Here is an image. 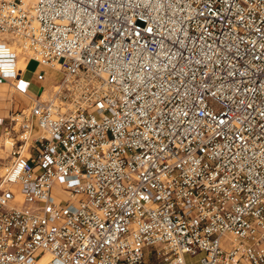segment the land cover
<instances>
[{"label": "built area", "instance_id": "obj_1", "mask_svg": "<svg viewBox=\"0 0 264 264\" xmlns=\"http://www.w3.org/2000/svg\"><path fill=\"white\" fill-rule=\"evenodd\" d=\"M19 56L0 264H264V0H0Z\"/></svg>", "mask_w": 264, "mask_h": 264}, {"label": "crops", "instance_id": "obj_2", "mask_svg": "<svg viewBox=\"0 0 264 264\" xmlns=\"http://www.w3.org/2000/svg\"><path fill=\"white\" fill-rule=\"evenodd\" d=\"M38 65L40 68L42 67L47 71V76L44 80L38 79L35 81L34 80L27 81L24 77V74L27 71V69H25L24 72H22L21 77H19V79L15 81L14 86L8 83L7 81L0 82V141L1 138L5 136L4 128L8 123L9 112L28 105L32 97L36 96L42 89L48 88L51 84L57 81V80L52 81L47 85H45L44 82H46L49 76V70L56 68L45 66L43 64H38ZM33 75L35 76L34 72ZM6 156L4 158H6ZM0 159H1V149H0ZM1 161L2 160H0V162Z\"/></svg>", "mask_w": 264, "mask_h": 264}, {"label": "rangeland", "instance_id": "obj_3", "mask_svg": "<svg viewBox=\"0 0 264 264\" xmlns=\"http://www.w3.org/2000/svg\"><path fill=\"white\" fill-rule=\"evenodd\" d=\"M18 64H19L20 67L23 68V65L19 61H18ZM36 68H39L38 61L36 59H34V58H30L28 60V62H27V65H26L27 71L24 74V77H25V79L27 81H29V80H34V81L38 80L36 78V76L33 75V70L36 69ZM61 76H62V73L60 72V70H58V69H50L49 70V76H48L46 82H44V84L47 85L48 83H50L52 81L59 80L61 78ZM10 144H11V141H8L5 136L3 138H1V141H0V145H1V147H0V149H1V159L0 160H2L3 162L6 159L4 157L7 155V152L9 150ZM2 161L0 162V170H1V166L3 165ZM53 191H54V194H56L58 197L65 198L64 193L58 192L56 188H53ZM187 258L191 259L194 262V264H200L199 255H195V256H190V255L188 256L187 255ZM237 264H247V263L245 261H240Z\"/></svg>", "mask_w": 264, "mask_h": 264}, {"label": "bare ground", "instance_id": "obj_4", "mask_svg": "<svg viewBox=\"0 0 264 264\" xmlns=\"http://www.w3.org/2000/svg\"><path fill=\"white\" fill-rule=\"evenodd\" d=\"M18 60H19V62L23 65V67H26V65H27L26 63H27V62H26V59L23 58V56H19V59H18ZM59 66H60V64H57V65H56V67H59ZM3 82H4V81H3ZM8 83H9V82H8ZM20 90H21V89H20ZM6 139H7L8 141H11V139L8 138V137H6ZM9 148H10V147H9Z\"/></svg>", "mask_w": 264, "mask_h": 264}]
</instances>
